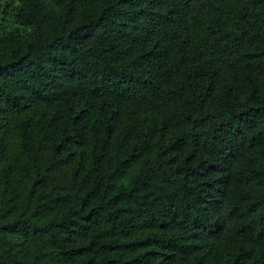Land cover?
Instances as JSON below:
<instances>
[{"label": "trees", "instance_id": "trees-1", "mask_svg": "<svg viewBox=\"0 0 264 264\" xmlns=\"http://www.w3.org/2000/svg\"><path fill=\"white\" fill-rule=\"evenodd\" d=\"M0 264H264V0H0Z\"/></svg>", "mask_w": 264, "mask_h": 264}]
</instances>
